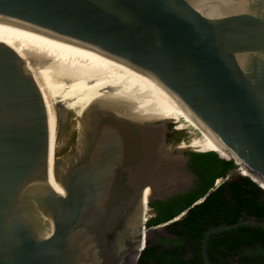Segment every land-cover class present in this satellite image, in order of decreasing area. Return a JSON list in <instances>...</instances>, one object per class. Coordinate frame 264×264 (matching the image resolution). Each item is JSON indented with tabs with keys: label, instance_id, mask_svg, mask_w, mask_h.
Segmentation results:
<instances>
[{
	"label": "water",
	"instance_id": "1",
	"mask_svg": "<svg viewBox=\"0 0 264 264\" xmlns=\"http://www.w3.org/2000/svg\"><path fill=\"white\" fill-rule=\"evenodd\" d=\"M210 150L264 184V0H0V264H137Z\"/></svg>",
	"mask_w": 264,
	"mask_h": 264
},
{
	"label": "trees",
	"instance_id": "2",
	"mask_svg": "<svg viewBox=\"0 0 264 264\" xmlns=\"http://www.w3.org/2000/svg\"><path fill=\"white\" fill-rule=\"evenodd\" d=\"M188 154L198 177L195 186L167 201L156 200V214L146 221L148 227L167 223L175 237L163 238L164 244L147 240L137 264H205L202 238L210 227L252 217L264 221V184L238 176L215 186L237 167L234 161L212 150ZM207 251L213 264H264V226L243 223L217 230L208 237Z\"/></svg>",
	"mask_w": 264,
	"mask_h": 264
},
{
	"label": "flooded vegetation",
	"instance_id": "3",
	"mask_svg": "<svg viewBox=\"0 0 264 264\" xmlns=\"http://www.w3.org/2000/svg\"><path fill=\"white\" fill-rule=\"evenodd\" d=\"M173 142H175V141H173ZM196 180H197V179L194 180V186H195ZM169 199H170V198H168V199H164V200H161V201H167V200H169ZM156 200H158V199H157V198L154 199V200L151 202V206L149 205L150 210H151V212H152V216H154V215L156 214V207H155V205H154V202H155ZM159 200H160V199H159ZM152 216H151V217H152ZM161 224H166V226H165L164 228H162V230L158 231L155 235H153V236H151V237L149 238L150 244H153V243H160V244H162V243H163L162 241H164L163 238H173V237H175V236H173L172 234H170V233L168 232L167 223H161ZM157 225H159V224H157ZM157 225H154V226H157ZM149 227H150V226H149ZM163 244H164V243H163Z\"/></svg>",
	"mask_w": 264,
	"mask_h": 264
},
{
	"label": "rangeland",
	"instance_id": "4",
	"mask_svg": "<svg viewBox=\"0 0 264 264\" xmlns=\"http://www.w3.org/2000/svg\"><path fill=\"white\" fill-rule=\"evenodd\" d=\"M238 172H240V173H244L245 172V169L244 168H239L238 166L236 167V168H234L233 170H231L228 174H227V176L226 177H223V178H219V179H217L216 181H215V186H217L218 184H220V183H222L224 180H226V179H228V178H233V177H235L236 176V174L238 173ZM152 216V212H150L143 220H142V222L144 221V220H147V219H149L150 217ZM179 216H181V215H179ZM178 216V217H179ZM178 217H176V218H178ZM175 218V219H176ZM143 230H146V228L145 229H143Z\"/></svg>",
	"mask_w": 264,
	"mask_h": 264
},
{
	"label": "bare ground",
	"instance_id": "5",
	"mask_svg": "<svg viewBox=\"0 0 264 264\" xmlns=\"http://www.w3.org/2000/svg\"><path fill=\"white\" fill-rule=\"evenodd\" d=\"M224 155H226V156H228L229 157V155L225 152V153H223ZM249 176H252V178L253 179H255V180H258L256 177H254L253 175H249ZM260 184L263 186V183H261L260 182ZM264 187V186H263ZM145 229V228H144ZM143 233L145 234L146 233V230H143ZM144 243V236H143V239H142V244ZM141 244V245H142Z\"/></svg>",
	"mask_w": 264,
	"mask_h": 264
},
{
	"label": "built area",
	"instance_id": "6",
	"mask_svg": "<svg viewBox=\"0 0 264 264\" xmlns=\"http://www.w3.org/2000/svg\"><path fill=\"white\" fill-rule=\"evenodd\" d=\"M148 220V219H147ZM147 220H144V223H146Z\"/></svg>",
	"mask_w": 264,
	"mask_h": 264
}]
</instances>
